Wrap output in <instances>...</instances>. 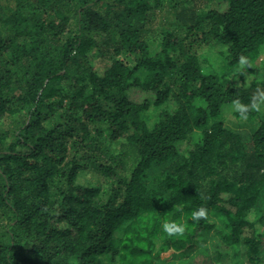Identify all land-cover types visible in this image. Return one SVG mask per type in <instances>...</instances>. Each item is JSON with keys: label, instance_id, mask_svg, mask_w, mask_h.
I'll return each instance as SVG.
<instances>
[{"label": "trees", "instance_id": "16d2710c", "mask_svg": "<svg viewBox=\"0 0 264 264\" xmlns=\"http://www.w3.org/2000/svg\"><path fill=\"white\" fill-rule=\"evenodd\" d=\"M263 49L264 0H0V264H264Z\"/></svg>", "mask_w": 264, "mask_h": 264}, {"label": "rangeland", "instance_id": "374dc122", "mask_svg": "<svg viewBox=\"0 0 264 264\" xmlns=\"http://www.w3.org/2000/svg\"><path fill=\"white\" fill-rule=\"evenodd\" d=\"M217 50H219V48L215 49L214 53L217 52ZM220 50H222L220 48ZM201 53V51L199 52ZM208 58L211 60V63L214 64H210V68L213 69V71L216 72H220L221 69L223 68L222 64H220L221 62V58H215L214 54L209 55ZM94 61V68L97 72L100 73V75H103L104 71H105V67L106 65L104 63L101 62V60L99 59H93ZM258 66H255V69L252 72H246V80H245V84L249 85L251 83V81H253L255 78H259L261 81L264 78V49L262 51L261 56L258 58V62H257ZM244 72V69H243ZM136 95V99L140 98L142 99L144 97V94L137 92L135 93ZM264 100V99H263ZM263 104V113H264V102ZM238 109V106L236 105H232L231 108H229L228 110L225 111L224 113V117L225 120L228 121V123H239L243 126V129L247 130V128H249V120H247L246 118H241V119H237L231 111H235ZM242 129V130H243ZM186 148V145H184ZM92 180V175L89 173H85L84 175L81 176V178L79 179L80 183L84 184L87 181H91Z\"/></svg>", "mask_w": 264, "mask_h": 264}]
</instances>
